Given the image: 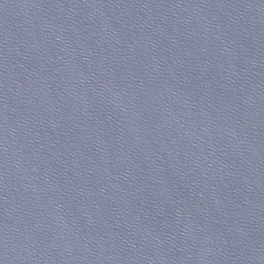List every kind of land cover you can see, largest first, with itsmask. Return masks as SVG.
<instances>
[{"label": "water", "instance_id": "95a60500", "mask_svg": "<svg viewBox=\"0 0 264 264\" xmlns=\"http://www.w3.org/2000/svg\"><path fill=\"white\" fill-rule=\"evenodd\" d=\"M0 264H264V0H0Z\"/></svg>", "mask_w": 264, "mask_h": 264}]
</instances>
